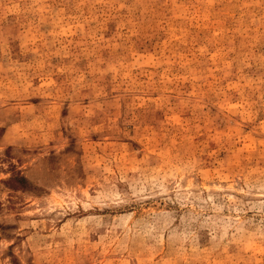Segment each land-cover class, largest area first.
Here are the masks:
<instances>
[{"label": "rangeland", "instance_id": "1", "mask_svg": "<svg viewBox=\"0 0 264 264\" xmlns=\"http://www.w3.org/2000/svg\"><path fill=\"white\" fill-rule=\"evenodd\" d=\"M0 264H264V0H0Z\"/></svg>", "mask_w": 264, "mask_h": 264}]
</instances>
